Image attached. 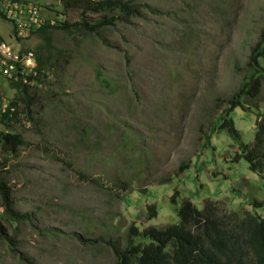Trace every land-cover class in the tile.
<instances>
[{"label":"rangeland","instance_id":"1","mask_svg":"<svg viewBox=\"0 0 264 264\" xmlns=\"http://www.w3.org/2000/svg\"><path fill=\"white\" fill-rule=\"evenodd\" d=\"M26 1L56 14L55 24L76 25L50 27L49 45L35 32L21 43L48 57L23 86L33 95L29 113L23 87L0 76V93L19 111L9 130L24 140L15 155L0 145V176L15 212L27 215L4 221L14 245L0 240V264H117L110 244L123 250L133 224L177 223L185 197L199 208L217 200L221 214L264 217V179L237 160L239 144L254 141L263 93L254 110L231 112L240 141L213 125L247 74L264 0H131L140 14L119 17L98 35L83 23L103 13ZM9 29L0 21L14 46Z\"/></svg>","mask_w":264,"mask_h":264},{"label":"trees","instance_id":"2","mask_svg":"<svg viewBox=\"0 0 264 264\" xmlns=\"http://www.w3.org/2000/svg\"><path fill=\"white\" fill-rule=\"evenodd\" d=\"M63 3L66 7L80 8L83 13H103V16L93 24L83 23L86 31L96 35L100 29L112 25L119 17L130 18L140 14V10L131 0H63ZM114 12L115 14L108 16ZM75 25V23L58 21L53 27L67 30ZM50 27L52 26L45 23L34 31L41 33L47 45L51 42L48 33ZM34 53L38 65L37 72L40 73L45 70L48 57L35 50ZM247 62L246 76L238 90L226 101L228 107L222 110L213 123L214 127L219 125L234 141H240V138L231 112L237 107L254 110L257 99L262 93L264 104V27L251 49ZM22 92V99L29 113L28 105L32 103L33 95L29 96L30 91L26 87L22 88ZM18 114V110L13 112L11 118L3 120L4 124L10 127L16 123ZM255 115L260 118L255 123L254 141L239 144L237 160H244L251 172L264 179V112L257 111ZM214 127L211 129L213 130ZM23 144L24 140L20 132L0 131V145L6 154L15 155ZM3 159L4 165L8 156ZM179 169L185 168L181 165ZM171 201L175 202V196L171 197ZM0 203L4 208L0 213V240L6 241L11 246L14 242L7 238L4 221L26 219L27 215H19L15 212L11 186L7 185L1 176ZM259 204L253 202L255 206ZM219 209H222V205L217 200H203L199 208L189 197H185L177 209L179 219L177 223L163 227L150 226L143 230H139L136 224L131 225L126 233L123 250L118 251L115 245L109 243L117 257V264H264V217L245 209L223 210L221 214L218 213ZM147 213L149 219L156 216L154 204L147 206ZM77 238L84 243L79 237Z\"/></svg>","mask_w":264,"mask_h":264},{"label":"built area","instance_id":"3","mask_svg":"<svg viewBox=\"0 0 264 264\" xmlns=\"http://www.w3.org/2000/svg\"><path fill=\"white\" fill-rule=\"evenodd\" d=\"M47 16L42 13V6L38 3H27L26 0H0V21L10 26L9 41L16 43L12 46L0 33V76L11 83L10 87L12 85L23 87L27 81L31 82L37 76H34L38 71L35 53L25 49L21 43L43 24L55 25L56 14ZM12 88L15 89L13 86ZM16 110L13 101L9 103L0 93V131L10 132L9 126L5 125L3 120L11 118ZM3 210L0 203V213Z\"/></svg>","mask_w":264,"mask_h":264}]
</instances>
